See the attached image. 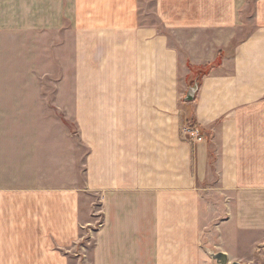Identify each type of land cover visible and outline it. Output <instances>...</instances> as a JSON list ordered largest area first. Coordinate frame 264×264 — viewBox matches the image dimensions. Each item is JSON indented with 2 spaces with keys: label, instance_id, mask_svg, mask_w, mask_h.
<instances>
[{
  "label": "crops",
  "instance_id": "0c3cea01",
  "mask_svg": "<svg viewBox=\"0 0 264 264\" xmlns=\"http://www.w3.org/2000/svg\"><path fill=\"white\" fill-rule=\"evenodd\" d=\"M91 230L92 264H264V0H0V264Z\"/></svg>",
  "mask_w": 264,
  "mask_h": 264
},
{
  "label": "built area",
  "instance_id": "2783aa9c",
  "mask_svg": "<svg viewBox=\"0 0 264 264\" xmlns=\"http://www.w3.org/2000/svg\"><path fill=\"white\" fill-rule=\"evenodd\" d=\"M182 134L190 142L203 141L205 136L202 130L195 124L186 123L181 127Z\"/></svg>",
  "mask_w": 264,
  "mask_h": 264
},
{
  "label": "water",
  "instance_id": "95a60500",
  "mask_svg": "<svg viewBox=\"0 0 264 264\" xmlns=\"http://www.w3.org/2000/svg\"><path fill=\"white\" fill-rule=\"evenodd\" d=\"M197 89H198V80H195L193 85L189 86L187 90L185 101H192L194 99ZM211 257L212 259L216 261L217 264H235V263L229 262L227 259V256L220 252L211 254Z\"/></svg>",
  "mask_w": 264,
  "mask_h": 264
},
{
  "label": "rangeland",
  "instance_id": "374dc122",
  "mask_svg": "<svg viewBox=\"0 0 264 264\" xmlns=\"http://www.w3.org/2000/svg\"><path fill=\"white\" fill-rule=\"evenodd\" d=\"M151 11V10H150ZM153 16H154V13L152 12L151 13ZM151 14H150V16H151ZM206 68V67H205ZM201 72H204V69H201L200 71H199V73H198V75H200L201 76ZM65 123H66V125L70 128V129H74L75 128V126H74V124H73V122L72 121H70V120H67V121H64ZM91 201H94V200H90V202ZM95 213V212H94ZM93 217H96V216H93ZM96 224V223H95ZM96 225H94V224H92V226H90L93 230H95V227ZM94 233H93V231L91 230L90 231V236H89V239H90V242L88 243V244H86V247H87V252H88V257H90V262L88 263V264H92L91 263V255L93 254V247H92V245H93V243H92V239H93V235ZM87 239V238H86ZM85 251V252H86Z\"/></svg>",
  "mask_w": 264,
  "mask_h": 264
}]
</instances>
